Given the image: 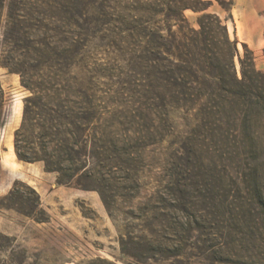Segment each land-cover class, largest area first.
<instances>
[{
    "label": "rangeland",
    "instance_id": "1",
    "mask_svg": "<svg viewBox=\"0 0 264 264\" xmlns=\"http://www.w3.org/2000/svg\"><path fill=\"white\" fill-rule=\"evenodd\" d=\"M76 8L82 11L79 3L60 2L47 18L33 0H6L1 10L0 192L15 180L36 187L49 222L3 209L20 219L1 221L7 232L0 233V264H264V114L241 125L199 128L184 110L144 104L131 46L123 43L131 41L127 34L88 14L74 19ZM210 11L226 23L240 56L246 44L255 69L264 72V1L234 0L231 18L216 2ZM184 14L195 24L197 14ZM10 15L21 22L5 30ZM15 38L21 47L45 38L69 56L65 79L83 88L73 89L76 111L83 113L86 100L95 98L101 141L96 144L86 127L91 174L72 187L57 185L58 174L44 172L41 163H34L39 171L37 165L12 164L14 131L30 93L21 76L2 65L29 71L35 65L25 51H13ZM235 66L240 78L237 59ZM17 169L21 177L11 181L9 170Z\"/></svg>",
    "mask_w": 264,
    "mask_h": 264
},
{
    "label": "trees",
    "instance_id": "2",
    "mask_svg": "<svg viewBox=\"0 0 264 264\" xmlns=\"http://www.w3.org/2000/svg\"><path fill=\"white\" fill-rule=\"evenodd\" d=\"M33 1L47 18L54 17L53 10L60 2L74 7L79 3L82 11L76 8L70 13L74 19L88 14L91 21L114 24L118 35L127 34L131 41L123 43L125 47L131 46L128 50L132 70L144 104L156 109L184 110L199 128L226 122L241 125L257 113L264 114V72L255 69L253 52L246 44H241L240 56L238 42L230 38L226 23L216 11H210L216 2L231 18L234 0ZM5 3L6 0H0V25ZM186 11L198 15L195 24L186 18ZM20 18L8 16L5 30L20 23ZM16 40L12 42L16 46L13 51H25L26 59L35 65L30 71L12 62L2 65L18 73L21 84L30 93L24 100L21 124L14 131V154L19 162L41 163L44 172L58 174L57 185L72 187L74 180L86 179L91 174L87 167L91 156L84 134L86 127H92L96 144L101 141L95 98L86 100V107L81 108L83 113L76 111L71 99L73 89L76 86L82 92L83 88L70 77L65 79L69 75V56L59 54L58 48L45 38L26 47L19 46ZM25 75L35 76L40 82L25 79ZM90 85L85 86L86 92H92ZM4 102L5 93L0 86V111ZM1 120L0 112V127ZM3 209L36 223L49 222L38 193L18 180L7 195L0 197V210Z\"/></svg>",
    "mask_w": 264,
    "mask_h": 264
},
{
    "label": "crops",
    "instance_id": "3",
    "mask_svg": "<svg viewBox=\"0 0 264 264\" xmlns=\"http://www.w3.org/2000/svg\"><path fill=\"white\" fill-rule=\"evenodd\" d=\"M13 151V150H12ZM9 153H11V150H9ZM11 161H12V164H14V166L17 168L21 165V162L17 161L16 157L12 156L11 154ZM30 165H37L36 166V170L39 171L41 170V166L40 164H30ZM9 172L12 174V178H11V181H14L15 179H19L21 176L18 172V169L16 171H13V170H9ZM0 185H1V182H0ZM35 189V191L39 194V197H40V201H43L42 200V196H41V193L39 192V190L36 188V187H32ZM10 187L6 188V190L4 192H0V195L2 193H6V191H9ZM57 191V189H53L51 191V193H55ZM41 206H42V203H41ZM3 218H8L10 219L12 222L14 221H18L20 218L19 216H17L15 214V212H8V211H3V210H0V233H6L7 230L5 228H3V226L1 225V221L3 220Z\"/></svg>",
    "mask_w": 264,
    "mask_h": 264
}]
</instances>
